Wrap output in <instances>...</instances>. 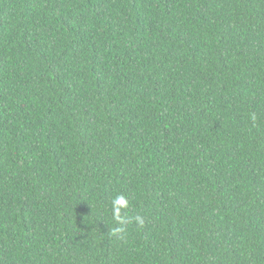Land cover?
<instances>
[{"label": "trees", "instance_id": "obj_1", "mask_svg": "<svg viewBox=\"0 0 264 264\" xmlns=\"http://www.w3.org/2000/svg\"><path fill=\"white\" fill-rule=\"evenodd\" d=\"M0 264H264V0H0Z\"/></svg>", "mask_w": 264, "mask_h": 264}, {"label": "clouds", "instance_id": "obj_2", "mask_svg": "<svg viewBox=\"0 0 264 264\" xmlns=\"http://www.w3.org/2000/svg\"><path fill=\"white\" fill-rule=\"evenodd\" d=\"M128 204L129 202L124 195H118L115 197V199L112 202V211L115 220H117L120 223L129 222L128 219L122 218L121 216V210L127 208ZM135 219L139 223L141 224L143 223L142 219L139 216L135 217ZM116 231H122V229H116Z\"/></svg>", "mask_w": 264, "mask_h": 264}]
</instances>
